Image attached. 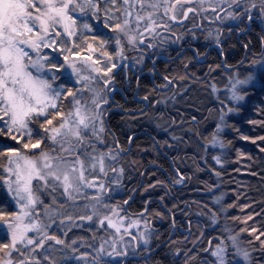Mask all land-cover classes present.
Instances as JSON below:
<instances>
[{
    "label": "snow or ice",
    "instance_id": "snow-or-ice-1",
    "mask_svg": "<svg viewBox=\"0 0 264 264\" xmlns=\"http://www.w3.org/2000/svg\"><path fill=\"white\" fill-rule=\"evenodd\" d=\"M237 7L240 11H233ZM208 10L213 11L217 21L245 23L253 19L254 11L264 19V0H0V135L12 141L0 144V158L7 161L2 166V179L15 201L14 211L0 210V221L7 226L6 242H0V264H67L65 258L77 249L62 239L66 233L56 232L75 220L91 221L100 231L112 232L111 237L101 236L94 254L79 253L78 260L84 264H105L107 257H124L130 249L135 253L137 241L149 245L150 222L126 214L131 197L107 202L123 190L126 167L122 157L130 150L134 136L127 137L126 149L107 127L105 110L115 84L112 69L116 64L112 61L126 59L124 41L130 47H138L141 41L154 47L160 32L170 30V22H186L190 14ZM85 31L97 34L89 37ZM219 34V28L207 33L218 45ZM146 36L152 38V43L145 40ZM182 39L183 33L176 34L175 40ZM113 44L115 52H110L108 46ZM200 55L197 50L190 59ZM250 63L264 68V55ZM250 79L251 72L244 78L228 75L231 87L227 95L234 101L243 99L238 86ZM95 81L102 82L103 87H97ZM209 87L217 93L214 79ZM215 98L225 103L219 95ZM65 104L69 105L66 109ZM225 115V109H219L214 133L205 140V147L220 143L215 132L224 126ZM48 144L52 147L45 149L43 146ZM27 151L38 155H28ZM214 159L222 163L219 155ZM77 202L88 214L65 216V205L75 210ZM140 213L145 217L149 214L148 201H144ZM134 226L136 236L130 231ZM247 231L258 240L260 264H264V234H257L255 227ZM227 239L246 264H255L254 249L242 247L236 234ZM228 247L221 239L212 249L216 264H226ZM182 251L175 248L174 254ZM57 254H62L60 262L55 258ZM196 257L195 252L191 256L185 252L183 264H196Z\"/></svg>",
    "mask_w": 264,
    "mask_h": 264
},
{
    "label": "trees",
    "instance_id": "trees-1",
    "mask_svg": "<svg viewBox=\"0 0 264 264\" xmlns=\"http://www.w3.org/2000/svg\"><path fill=\"white\" fill-rule=\"evenodd\" d=\"M100 15L103 17L102 11ZM92 32L85 31L84 34H97ZM231 40L222 52L212 51V66L223 72L220 59L224 55L225 65L231 68L227 76L238 74L239 77H244L251 72L252 67L259 64L250 63L253 60L259 61L261 57L257 48L258 40L254 37L247 48L245 60L243 54L246 39H236L233 36ZM78 42L86 47L82 41ZM143 46L147 47L145 43ZM109 48L113 49L108 46V50ZM133 49L125 48L124 54L131 55ZM199 53H204V50ZM154 56L151 57L152 60ZM133 61L141 64L138 58ZM154 63V68L151 65L146 68L153 71V76L146 73L137 83L136 79L126 80L117 72L113 86L117 89L112 90L113 94L109 96L110 102L105 110L107 127L119 139L122 147L128 148L127 137L134 134L130 150L122 157L126 167L123 190L113 194L107 202H122L131 197L126 214L150 222L151 232L154 233L149 241L151 247L149 250V245L139 247L135 253L130 250L126 256L114 257L113 260L106 258L105 264H183L185 252L189 256L193 252L197 254L196 264H214L211 249L221 239L229 245L226 264H238V255L227 239L233 234L238 236L242 247L254 249L252 259L255 264H260V244L247 229L255 227L257 234H264V140L260 139L264 137V72L255 73L258 85L244 89L243 102L235 105L234 113L227 117L224 126L226 129L219 133L220 145L209 143L205 147V140H210L215 129V117L219 109L225 108V104L230 105L224 97V92L227 93L224 90L227 79L213 76L217 84V93L213 94L209 87L213 79L209 82L205 77L191 79L190 73L194 75L196 67L192 69L186 63L188 75L184 70L185 63L181 60L177 59L167 65L158 60ZM179 72L184 73L186 78L189 76L191 81L183 82L181 89L163 91V75L171 78L173 75H180ZM216 95L224 97L221 100L225 103L216 101ZM66 106L65 104V108ZM251 137L257 139L253 140ZM7 138L0 135V144L12 142ZM108 139L110 142L111 136ZM217 155L222 163H216L214 157ZM5 163L6 160L0 158V210L13 211L1 182L2 166ZM145 185L151 187L146 188ZM132 189L136 191L133 192ZM144 201H148L149 208L146 217L140 213ZM47 202L45 199V203ZM60 202L63 203L62 200ZM79 203L77 202L75 210L65 205L64 215L66 212L74 217L87 214L83 204ZM213 216L216 217L215 220L212 219ZM173 220L176 221L175 225ZM82 222L85 223L76 220L79 227L61 228L56 232L57 235L66 233L62 235V239L72 242L77 249L76 253L83 251L77 248L79 243L90 250L89 242L93 241L92 245L99 244L97 233ZM56 223L59 224L58 218ZM101 232L100 234H105ZM5 238L0 233V242H6ZM175 248L184 251L174 254ZM67 251L71 252V249ZM147 253L150 256L143 258ZM133 254L141 258L138 259ZM61 257L62 254L56 255L58 262ZM65 259L67 264H84L74 254Z\"/></svg>",
    "mask_w": 264,
    "mask_h": 264
},
{
    "label": "flooded vegetation",
    "instance_id": "flooded-vegetation-1",
    "mask_svg": "<svg viewBox=\"0 0 264 264\" xmlns=\"http://www.w3.org/2000/svg\"><path fill=\"white\" fill-rule=\"evenodd\" d=\"M233 11H240V9L237 7L234 8ZM221 15H223V13H221ZM252 16L253 19L250 21L246 20L245 23L228 20L217 21L214 18L213 11L208 10L207 12H202L199 15L190 14L186 22L172 21L170 22V30H163L165 33H168L169 36L163 38V31H161L160 36L156 38L154 47H138V52H140L138 59L141 64H137L136 61L134 62L133 60V63L129 61H123L121 63L119 61L120 63L118 62L115 70H112V76L115 79L117 72H120L119 74H122L121 76L124 77V79H136L137 83L139 78L146 73L149 74L150 77L153 76V71L146 70V68L149 65L154 68V61H163V64L167 65L169 62H173L178 59L185 63L184 70L188 73V75L189 69L187 66L190 65L192 69L196 67L195 74L193 75L190 73V75H192L191 79H202L205 77L206 81L208 82L210 79H213V76H222L227 79V72H229L231 68L225 65L226 62L224 55H221L220 59V65L224 70L223 72L218 67L212 66L214 62L210 56H212V51L216 50L218 52H222L225 49V45L232 41L231 38L233 36L236 39L242 37L247 41V45L244 46L243 60L246 59L248 54L247 48L252 44L254 37L258 40L259 45L257 48H259L261 52L260 54L264 55V19L260 18L258 12L255 11L252 13ZM217 28L220 29L219 45L216 43L213 37L207 35L209 29L215 31ZM193 32L195 33L194 38ZM179 33L184 34V39L175 40L176 34ZM169 37H172V39H169ZM147 41L150 43L151 38L147 37ZM197 50H204V53H202L200 56H197L196 59H190V56L193 57ZM136 52L137 49L135 50V53ZM153 55L155 56L152 60L151 57ZM141 56L143 57L142 60L140 59ZM125 57L127 60L126 55ZM179 74L180 75L178 76L173 75V77L169 78L168 80H166L165 76L163 75V91L171 88L181 89L183 88V82L188 83L191 81V79L188 78L189 76H187V78L184 77V73V75L180 72ZM180 77H183V79H180ZM113 86L115 85L113 84L112 87ZM153 234L154 233H152V236ZM150 247L151 245L148 246V250ZM135 255L136 254H133L134 257H136ZM149 256L150 253H147L143 258L146 259ZM136 258L140 259L141 257L137 256Z\"/></svg>",
    "mask_w": 264,
    "mask_h": 264
},
{
    "label": "rangeland",
    "instance_id": "rangeland-1",
    "mask_svg": "<svg viewBox=\"0 0 264 264\" xmlns=\"http://www.w3.org/2000/svg\"><path fill=\"white\" fill-rule=\"evenodd\" d=\"M157 23H159V20H157ZM93 33V32H92ZM89 36H92V35H89ZM167 36H169V34L168 33H165L164 31H163V38H165V37H167ZM121 39H123V41H124V37L122 36L121 37ZM145 40H147V37H145ZM125 42V48H127V47H130V46H128L127 45V42L126 41H124ZM82 44H83V42H82ZM85 45V44H84ZM144 45V41H141L140 43H139V48H141L142 46ZM86 46V45H85ZM110 47H112L113 49H111V48H109V51L110 52H115V47H114V44L113 45H110ZM86 48V47H85ZM130 48H134L133 49V53H131V55H126L127 56V60L126 59H124V61H129V62H131V63H133L132 62V60L133 59H136V58H139V54H140V52H138V48H136V46H131ZM137 49V52L136 53H134V51ZM121 62V59H119V58H115L113 61H112V63H115L116 64V66L118 65V62ZM119 62V63H120ZM130 63V64H131ZM102 64H103V61H102ZM116 68V67H115ZM115 68L114 69H112V70H115ZM251 72H252V79H250L249 80V82L247 83V84H244V85H239L238 86V90L240 91V92H242V93H244L243 91H244V89L245 88H247V87H249V86H257L258 85V82H257V76L255 75V73H260V72H264V68H261V65L259 64L258 66H254V67H252V69H251ZM246 76V75H245ZM244 76V77H245ZM244 77H240V78H244ZM95 84H96V86L97 87H102V82H100V81H95L94 82ZM225 84H227L228 85V87H225V89L224 90H227V93H228V91L230 90V87H231V84H230V82L228 81V80H226V82H225ZM225 94V101L226 102H228L230 105H226L225 104V111H226V115H225V118H224V126H225V121L227 120V117L231 114V113H234V111H231V112H228L226 109L228 108V107H231V108H233L234 109V106L235 105H237V104H240V103H242L243 102V100H244V98H245V96L243 97V99H241V100H232L231 99V97L230 96H228L227 95V93H226V91L224 92ZM224 97H222V98H224ZM221 98V99H222ZM216 99V98H215ZM67 105V104H66ZM69 105H67L66 106V108L68 107ZM64 108H65V106H64ZM65 108V109H66ZM218 117H219V113L216 115V117H215V120H216V123L218 122ZM216 125V124H215ZM224 126L218 131V132H215V135H217L219 138H220V136H219V133L221 132V131H223V129H226V128H224ZM215 130V129H214ZM213 133H214V131L212 132V134H211V136H210V139L212 138V135H213ZM9 138V140L11 141V137H8ZM7 138V139H8ZM18 143V142H17ZM216 144H218V145H220L219 143H216ZM45 149H48V148H51L52 146L50 145V144H48V145H44L43 146ZM26 154H28V155H38V153H36V152H32V151H27L26 152ZM6 163H7V161H6ZM5 163V164H6ZM5 173H4V171H3V175H4ZM3 175H2V177H3ZM1 182H2V185H3V188H4V191H5V193L7 194V196H8V199H9V201H10V203L12 204V208H13V211L15 210V201H14V198L12 197V195H11V193H9L8 192V188H7V185L6 184H4V182H3V179L1 180ZM86 195H90V193H86ZM80 204V203H79ZM88 214V213H87ZM86 213L85 214H83V215H87ZM65 216H68V212H66V214H65ZM58 222H59V219H58ZM75 223V224H74ZM74 223L71 225V226H69V227H71V228H77V227H79V225L76 223V220L74 221ZM83 223V222H82ZM84 225H87L93 232H96L97 233V239H98V241H100V239H101V236H105V237H111L112 236V232L111 231H109V232H107V233H105L104 235H103V233L102 234H100V230L96 227V225L93 223V222H91V221H85V223H83ZM81 226V225H80ZM69 227H67V229L69 228ZM139 227L141 228V229H143V224H141V225H139ZM6 231H7V226L5 225V224H3V222L2 221H0V233L1 234H3V235H5L6 236ZM130 231H132V234L134 235V236H136V235H138L137 234V232H136V226H134ZM99 232V233H98ZM123 239L125 240V241H127L129 238H128V236L127 235H124L123 236ZM218 243H220V242H218ZM217 243V244H218ZM93 244V241L92 242H89L88 243V246L89 245H91V250L90 249H88L87 248V246H85L83 243L81 244V243H79V245L77 246V248L79 249V251L80 250H83L82 252H90V253H92V254H94V249L96 248V247H98V245L99 244H95V245H92ZM136 244H137V248H139V247H146V246H143V242L142 241H137L136 242ZM216 244V245H217ZM216 245H213L212 246V249L213 248H215V246ZM62 246V245H61ZM60 247V246H59ZM212 249H211V254H212ZM118 251H120V250H122V249H120V248H118L117 249ZM131 250V249H130ZM105 251H107V247L105 248ZM233 251L238 255V258H237V263L238 264H246V262L244 261V259H243V257H241L236 251H235V249L233 248ZM75 255V257H78V255H79V253H75L74 254ZM213 256V255H212ZM227 256V260H228V258H229V255H226ZM55 258H56V256H55ZM90 259H91V256L89 257ZM107 258H109L110 260H113L114 259V257H107ZM117 258H119V257H117ZM116 258V259H117ZM213 258H214V264H216V258L213 256ZM227 262V261H226Z\"/></svg>",
    "mask_w": 264,
    "mask_h": 264
},
{
    "label": "water",
    "instance_id": "water-1",
    "mask_svg": "<svg viewBox=\"0 0 264 264\" xmlns=\"http://www.w3.org/2000/svg\"><path fill=\"white\" fill-rule=\"evenodd\" d=\"M123 61H124V60H121V63H122ZM114 88H115V87H113L112 90H113ZM115 89H117V88H115ZM115 89H114V90H115Z\"/></svg>",
    "mask_w": 264,
    "mask_h": 264
}]
</instances>
